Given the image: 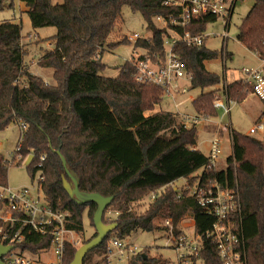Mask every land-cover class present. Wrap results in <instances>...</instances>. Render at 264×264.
I'll use <instances>...</instances> for the list:
<instances>
[{
  "label": "trees",
  "instance_id": "trees-1",
  "mask_svg": "<svg viewBox=\"0 0 264 264\" xmlns=\"http://www.w3.org/2000/svg\"><path fill=\"white\" fill-rule=\"evenodd\" d=\"M5 1L0 0V11L6 8ZM18 1L27 8L33 29L56 30L49 40L53 49L43 50L38 59L39 67L51 70L55 85L28 71L21 25L0 21V132L10 125L26 126L18 153L33 156L26 167L31 180L36 171L34 163L45 156L42 193L53 210L68 214L67 228L77 237L84 234V216L93 226L97 206L78 205L67 195L62 180L71 181L65 169L77 177L80 192L113 197L103 223H115L116 228L86 254L83 264H109L105 247L111 238L126 240L138 231L165 233L161 223L166 219L171 220L175 236L180 235V222L185 216L193 220L196 234H204L213 219L187 190L174 188V182L181 178L189 188L209 181L228 188L237 186L247 264H264V141L232 129L231 154L225 168L213 170L208 157L192 149L197 146L195 126L185 127L175 113L156 110L164 96L162 88L137 83L133 78L135 67L129 61L120 67L116 78L100 76L106 67L101 63L104 51L129 44L126 38L109 41L124 7L138 13L150 32L133 43V48L142 52L138 60L149 58L153 63L164 61L167 35L153 20L162 18L169 23L177 18L180 7L164 5L168 0ZM7 7L12 8L13 2ZM215 21L212 16H203L184 28H171L179 35L197 37ZM237 39L251 53L264 55V0H255L239 26ZM173 53L191 75L189 91L199 90L190 103L194 114L216 115L212 100L223 86L237 103L250 95L240 80L222 85V77L206 70L204 63L222 57V52L207 49L205 43L192 47L177 42ZM57 151L65 160V168ZM10 166L0 157V186H7ZM157 190L143 212L133 210V204ZM108 212L115 217L109 219ZM76 249L66 245L63 264L72 261ZM200 255L203 264H219L217 248L211 241L203 242ZM138 263L166 264L167 260L149 258L148 249L143 248L128 264Z\"/></svg>",
  "mask_w": 264,
  "mask_h": 264
},
{
  "label": "built area",
  "instance_id": "built-area-1",
  "mask_svg": "<svg viewBox=\"0 0 264 264\" xmlns=\"http://www.w3.org/2000/svg\"><path fill=\"white\" fill-rule=\"evenodd\" d=\"M238 1L242 0L166 1L164 3L166 6H179L180 13L177 18H171L169 23L162 18L153 20L167 32L163 41L164 61L153 63L149 58L146 61L138 60L142 52L134 49L127 60L135 67L134 80L137 83L160 87L164 90V95H179L189 91L191 75L186 73L184 64L173 53V46L177 42H183L187 46L200 47L205 43L207 37L204 34L197 37L187 33L179 35L171 27L184 28L193 20L203 16H212L216 20H223L225 42L229 20ZM145 38L138 34L129 37L133 43ZM225 54L222 53V60H225ZM254 56L260 65L256 68L242 69L239 80L246 93L264 101V55L255 53ZM192 101L193 99L190 100V102ZM235 104H238L237 101L227 96L225 86L220 89L212 101L213 109L221 111L223 115L229 114ZM178 106L179 104L176 103L175 107L178 108ZM176 114L179 115V120L185 127L209 122V119L202 114L191 115L181 112H176ZM17 126L20 129L19 139L15 150L9 154V160L6 161L11 166L23 164L26 168L32 163L33 157L27 163L30 155L22 157L18 153L26 126L24 124ZM216 127L217 133L208 142L207 156L209 167L213 170H219L221 155L219 131L225 132L229 128L228 134L231 131V127H223L220 124H216ZM247 135H257L264 139V120L255 123ZM192 149L198 150L197 146ZM0 157H2L1 146ZM44 159L45 156L40 157L39 161L33 165L36 171L32 186L20 188L0 186V246L10 248L1 256L3 264H63L66 245L69 244L76 248L79 246V241L76 240L77 235L67 228L68 214L53 210L42 193V163ZM181 189L187 190L191 196L196 198L198 206L206 216L213 219V222L210 228L200 235L194 231L193 220L189 216H185L180 222L179 236L174 235L170 219L162 222V226L166 229L164 233L165 245L173 251L176 264H203L200 251L204 241H211L215 244L219 264H247L237 186L228 188L217 181H209L205 185L195 184L191 188L185 183ZM158 192L159 190L152 192L146 197L149 203L155 199ZM107 216L109 219L115 217L110 212L107 213ZM182 222L183 225H181ZM46 242L47 247L44 246ZM141 250L126 240L111 238L105 247V257L108 263L116 257L119 260L125 259L128 264Z\"/></svg>",
  "mask_w": 264,
  "mask_h": 264
},
{
  "label": "rangeland",
  "instance_id": "rangeland-1",
  "mask_svg": "<svg viewBox=\"0 0 264 264\" xmlns=\"http://www.w3.org/2000/svg\"><path fill=\"white\" fill-rule=\"evenodd\" d=\"M13 2V7L8 8L9 2ZM180 1V0H172ZM53 2H61V0H53ZM255 0H242L238 1L233 15L229 20L228 30L226 32L227 38L224 42L223 34L224 22L222 19H217L214 23L208 24L205 28L204 35L207 37L205 40V47L211 51L226 53L225 60L222 57H218L216 60L207 61L204 63L206 70L212 74H216L222 77L223 83L227 84L232 82L241 76V70L244 68H256L260 65V62L254 56L253 53L248 51L237 39L238 29L242 20L246 17L250 9L253 7ZM6 8L0 11V21L11 20L14 23L21 25V36L23 45L31 46L28 51L25 52L24 60L28 61L34 59L37 61L41 57L43 50H48L47 43L50 42V50L53 49V44L49 41L55 34L56 30L53 27H45L39 29H33L26 13L22 12L21 5L18 0H6ZM155 25L162 27L155 22ZM133 34H138L141 37H147L150 32L146 28V24L138 13L131 12L127 7L122 9L121 21L117 24L114 31L109 36L110 42H117L122 38H126L129 44H121L114 49L105 50L101 56V63L106 67L100 73V76L104 78H116L120 67L130 58L133 48V41L129 39ZM28 35L35 37L40 36V40L28 43ZM39 46V48H38ZM37 54V56H34ZM39 65L32 68V72L40 70ZM42 69V68H41ZM50 69H46V72H42L44 81L50 85H55V81L49 75ZM225 74V75H224ZM225 76V78H224ZM182 83V82H181ZM186 83V82H184ZM186 85H188L186 83ZM187 89V87H185ZM199 94V90L186 91L185 94L179 95H164L160 106L156 107V110H162L166 112L175 113H187L194 114L191 108V102L189 97L195 98ZM216 94L214 95V97ZM214 99V98H213ZM213 101V100H212ZM178 103V108L175 104ZM264 105L255 96L249 95L241 103L235 104L230 113L223 115L221 111H216V115L202 114L209 119V122L201 123L195 126L197 130V148L198 150L208 156L209 152V140L213 135L217 133L216 124H220L223 127H231V130H235L237 133L246 135L248 131L254 126L255 121L261 115ZM180 114V113H179ZM177 115V114H176ZM179 119V115H177ZM189 127V126H188ZM230 129V128H229ZM223 132L219 131L220 143H221V155L219 157L218 169L225 168V161L231 154V142L229 139L228 130ZM20 129L16 125H10L8 128L0 132V146L1 156L4 160H9V154H11L16 147L19 139ZM259 137V136H254ZM264 141V139L260 138ZM7 186L10 188L30 187L32 186V180L29 173L23 164L12 165L7 171L6 175ZM185 185L183 178L174 182V188L180 190ZM149 203L148 198H143L140 202L133 204V210L137 213L143 212L144 208ZM90 222V221H89ZM88 219L83 217L84 234L81 237H77L79 246L84 244V241L90 239L94 234V227L89 224ZM160 223V222H159ZM162 225V223H161ZM183 225V222L181 223ZM126 241L137 246L140 249L147 248L149 258H160L167 260L166 264H176L175 255L171 249L165 245V234L163 231L154 232H141L138 231L131 234ZM76 249V250H77ZM109 264H126L125 259L112 258Z\"/></svg>",
  "mask_w": 264,
  "mask_h": 264
},
{
  "label": "water",
  "instance_id": "water-1",
  "mask_svg": "<svg viewBox=\"0 0 264 264\" xmlns=\"http://www.w3.org/2000/svg\"><path fill=\"white\" fill-rule=\"evenodd\" d=\"M59 156L60 153L56 152ZM32 155H30L27 159V163L32 160ZM60 160L62 166L65 168L66 163L62 156H60ZM70 183H68L65 179L62 180L63 190L67 193V195L78 205L94 203L97 206L96 211L93 214V226L96 233V236L91 239L89 242L82 244L75 252L72 261L69 264H83V260L86 254L101 245L104 239L116 228L115 223L104 224L103 223V215L106 208L113 201V197H103L96 193H83L79 191L78 188V179L73 172H69L65 169ZM10 248L0 246V264H3L1 261V256L8 252Z\"/></svg>",
  "mask_w": 264,
  "mask_h": 264
},
{
  "label": "crops",
  "instance_id": "crops-1",
  "mask_svg": "<svg viewBox=\"0 0 264 264\" xmlns=\"http://www.w3.org/2000/svg\"><path fill=\"white\" fill-rule=\"evenodd\" d=\"M53 1V0H52ZM20 3V5H21V7H22V9H21V11L22 12H24V13H26V11H27V8L25 7V5L23 4V3H21V2H19ZM28 43H32V42H34V41H37V40H40V36H38V35H36L35 37H32V39H31V37H30V35H28ZM22 44H24L23 42H22ZM50 42H48L47 43V47H49L48 49H50ZM31 46H27V45H25L24 46V51L26 52V51H28L29 50V48H30ZM32 48V47H31ZM38 48H39V46H38ZM34 56H37V54H35ZM24 63L27 65V67H28V71L31 73V74H33V75H36V76H39V77H41L42 79H43V77L45 76V74L43 75V73L42 72H46V69H41V67L39 68L40 70H38V71H36V73H33L31 70H32V68H35V66H37L38 65V60L37 61H35L34 59H30V60H28V61H26V60H24ZM49 75L51 76V72H49ZM225 75V74H224ZM52 77V76H51ZM224 78H225V76H224ZM239 78H240V76L237 78V79H235V80H233V81H236V80H239ZM44 80V79H43ZM48 84V83H47ZM253 96V95H252ZM189 99L190 100H192V99H194L193 97H189ZM260 120H264V118H261V115L257 118V120L255 121V123H257V122H259ZM257 139H259L260 140V136L259 137H256Z\"/></svg>",
  "mask_w": 264,
  "mask_h": 264
}]
</instances>
